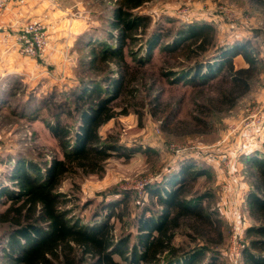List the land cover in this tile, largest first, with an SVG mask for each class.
<instances>
[{"label": "rangeland", "instance_id": "1", "mask_svg": "<svg viewBox=\"0 0 264 264\" xmlns=\"http://www.w3.org/2000/svg\"><path fill=\"white\" fill-rule=\"evenodd\" d=\"M23 1L19 4L32 1V10L14 24L0 27L3 38L11 40L16 52L35 65L31 72L0 76L1 91L10 88L12 78L22 84L12 97L0 99L3 101L0 104V184L4 186L12 185L9 177L21 162H32L43 173L54 158L62 157L58 141L47 126L54 122L55 106L60 103L72 106V89L83 81L100 80L91 70L90 49L81 39L91 35L106 39L108 32L116 33L110 21L117 0ZM12 3L17 1L9 5ZM136 13L150 16L152 26L126 44L125 52L132 63L133 55L137 59L145 55L146 40L160 26L164 27L163 31L170 28L174 33L182 25L199 23L215 31L213 48L204 59L218 49L230 51L247 44V54L257 62L258 71L250 91L234 108L215 114L208 120V127L198 126L193 120L198 116L196 105L217 97L220 87L213 91L194 89L190 85H172L170 78L163 77L167 69L173 67L172 70L178 71L184 67L180 65L184 64L182 59H174L161 51L163 43L172 38L165 34L151 62L142 70L147 85L139 88V99H143L144 105L136 109L138 113L117 116L99 130L103 138L112 134L122 145L139 147L142 152L129 159L109 158L101 176L76 175L65 179L59 192L71 199L66 207L71 211L69 217L79 218L81 222L94 220L109 213L104 207L119 204L116 207L119 216L111 220L114 237L134 236L143 215L162 209L151 192L164 189L171 175H176L185 163L193 162L195 167L202 165L209 173L191 184L192 194L212 192V199L204 204L218 211L228 228L225 244L220 248V262L244 264L242 250L248 245L246 229L254 224L246 197L251 178L246 158L253 153L264 154V5L253 0H154ZM34 19L44 23L49 42L46 55L36 59L25 57L19 51L21 29ZM111 42L115 44L114 40ZM54 43L59 46L53 57ZM233 63L235 69L247 67L242 54L234 56ZM110 71H113L111 76H117L114 64L110 65ZM153 79L158 83L149 97L146 88ZM212 83H218V79ZM157 95L163 108L167 111L173 108L177 113L178 129L174 135L163 131L160 114L153 115L155 106L149 101ZM76 120L62 117V124L71 131L69 139L74 137L80 123ZM2 229L0 226V264H12L5 247L7 240H1ZM185 234L186 230L179 231L176 242L188 243ZM115 260L122 262L117 255Z\"/></svg>", "mask_w": 264, "mask_h": 264}, {"label": "trees", "instance_id": "2", "mask_svg": "<svg viewBox=\"0 0 264 264\" xmlns=\"http://www.w3.org/2000/svg\"><path fill=\"white\" fill-rule=\"evenodd\" d=\"M152 1L117 0L110 21L116 33L108 32L106 39L95 35L81 39L91 52V70L100 80L83 81L72 89L73 107L67 103L55 106L54 122L47 126L58 141L62 157L54 158L43 173L32 162H21L9 177L12 185L0 184L1 240H7L5 247L12 264H222L220 248L226 241L227 225L218 211L204 204L212 199V192L192 194L191 184L209 173L202 165L185 163L176 175L170 176L164 189L152 191L151 196L157 198L162 209L143 215L138 220L136 235L119 239H115L111 224L119 216V204L104 207L109 212L106 216L81 222L69 217L71 211L66 207L71 199L59 192L69 177L101 176L109 158L129 159L142 152L139 147L122 145L112 134L103 138L99 130L117 116L138 113L136 109L144 105L143 99H139V88L147 85L142 70L151 62L165 34L172 38L163 43L161 51L182 59L186 65L180 63L184 67L178 71L173 67L165 70L163 77L170 78L172 85H190L194 89L213 91L220 87L217 97L196 105L198 116L193 120L198 126L208 127L209 119L234 108L251 89L258 67L247 54L248 45L230 51L218 49L204 59L215 42L214 29L205 24L182 25L174 33L170 28L163 31L160 26L146 40L145 55L138 59L133 55V63L130 62L126 44L152 26L150 16L136 11ZM253 1L264 5V0ZM237 54L243 55L246 68L235 69L233 57ZM111 64L116 67V77L110 75ZM217 79L218 83H212ZM12 80L9 89L0 90V99L12 97L22 85L15 78ZM149 82L146 92L150 97L158 82ZM149 103L155 106L153 115L160 114L163 131L174 135L178 129L176 111L163 108L159 95L151 97ZM63 116L75 117L80 122L72 139L70 128L62 124ZM251 156L246 158L251 175L246 197L254 224L246 229L248 245L242 250V259L244 264H264V154ZM181 230H186V244L176 242ZM116 255L122 262L115 260Z\"/></svg>", "mask_w": 264, "mask_h": 264}, {"label": "crops", "instance_id": "3", "mask_svg": "<svg viewBox=\"0 0 264 264\" xmlns=\"http://www.w3.org/2000/svg\"><path fill=\"white\" fill-rule=\"evenodd\" d=\"M32 3V4H31ZM33 8V2L27 1V4L20 5L17 3H12L0 14V27L7 26L9 24H14V21L24 14H28ZM13 26V25H12ZM4 35L1 33L0 29V76L8 74H16V72H31L35 68L34 63L31 60L23 58L13 48V42L11 40H6L3 38ZM53 42V41H52ZM55 44V45H54ZM54 52L52 56L54 57L55 49L59 44L54 43ZM52 57V58H53ZM10 59V60H8ZM12 59V61H11ZM13 60H15L13 62Z\"/></svg>", "mask_w": 264, "mask_h": 264}, {"label": "built area", "instance_id": "4", "mask_svg": "<svg viewBox=\"0 0 264 264\" xmlns=\"http://www.w3.org/2000/svg\"><path fill=\"white\" fill-rule=\"evenodd\" d=\"M13 1L23 3V0H0V12ZM19 51L28 58H43L48 50L49 42L46 27L40 20L27 21L19 35Z\"/></svg>", "mask_w": 264, "mask_h": 264}]
</instances>
